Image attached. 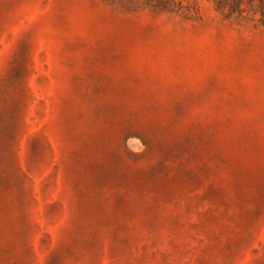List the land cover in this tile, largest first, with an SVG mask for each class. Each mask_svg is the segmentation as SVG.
I'll list each match as a JSON object with an SVG mask.
<instances>
[{
	"label": "rangeland",
	"instance_id": "1",
	"mask_svg": "<svg viewBox=\"0 0 264 264\" xmlns=\"http://www.w3.org/2000/svg\"><path fill=\"white\" fill-rule=\"evenodd\" d=\"M0 264H264V0H0Z\"/></svg>",
	"mask_w": 264,
	"mask_h": 264
}]
</instances>
